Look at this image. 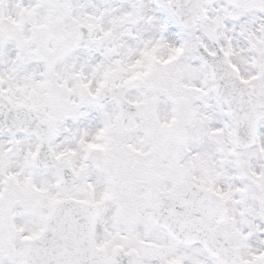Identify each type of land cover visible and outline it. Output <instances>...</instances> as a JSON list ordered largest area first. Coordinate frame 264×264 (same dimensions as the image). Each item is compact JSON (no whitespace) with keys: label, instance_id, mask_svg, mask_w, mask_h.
Segmentation results:
<instances>
[{"label":"snow or ice","instance_id":"snow-or-ice-1","mask_svg":"<svg viewBox=\"0 0 264 264\" xmlns=\"http://www.w3.org/2000/svg\"><path fill=\"white\" fill-rule=\"evenodd\" d=\"M0 264H264V0H0Z\"/></svg>","mask_w":264,"mask_h":264}]
</instances>
